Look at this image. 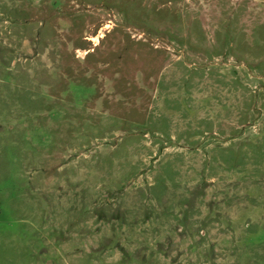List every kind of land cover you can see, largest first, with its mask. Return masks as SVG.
<instances>
[{
	"label": "rangeland",
	"instance_id": "1",
	"mask_svg": "<svg viewBox=\"0 0 264 264\" xmlns=\"http://www.w3.org/2000/svg\"><path fill=\"white\" fill-rule=\"evenodd\" d=\"M0 264H264V0H0Z\"/></svg>",
	"mask_w": 264,
	"mask_h": 264
}]
</instances>
